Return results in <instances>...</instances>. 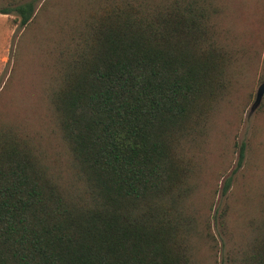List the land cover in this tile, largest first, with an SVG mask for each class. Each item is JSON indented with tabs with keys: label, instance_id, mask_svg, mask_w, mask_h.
Wrapping results in <instances>:
<instances>
[{
	"label": "trees",
	"instance_id": "16d2710c",
	"mask_svg": "<svg viewBox=\"0 0 264 264\" xmlns=\"http://www.w3.org/2000/svg\"><path fill=\"white\" fill-rule=\"evenodd\" d=\"M82 1L53 38L51 126L0 117V264H264V194L239 224L227 199L214 207L246 162L236 132L235 168L218 173L202 214L191 201L193 150L245 54L221 24L223 5ZM37 2L0 0V13L27 26L48 3Z\"/></svg>",
	"mask_w": 264,
	"mask_h": 264
},
{
	"label": "rangeland",
	"instance_id": "374dc122",
	"mask_svg": "<svg viewBox=\"0 0 264 264\" xmlns=\"http://www.w3.org/2000/svg\"><path fill=\"white\" fill-rule=\"evenodd\" d=\"M42 1L37 2V7ZM47 2L27 26H19V17L15 13H0V117L46 129L51 126V121L43 89L48 71L52 70L53 38L57 37L61 19L73 17L83 5L82 0ZM219 2L223 5L222 26L230 30L245 54L241 59V73L236 76L230 94L220 104L208 137L193 150L200 172L199 189L191 201L202 214L208 191L218 173L235 168L238 154L231 141L236 132L238 142L246 145V162L233 173L227 198L219 192L215 194L214 207L219 208L227 199L231 206L230 223L239 224L259 214L264 194V94L260 104L250 110L260 84L258 77L264 67V0ZM223 131L229 134V141L221 139ZM201 251L198 241L196 254L199 259ZM223 255L224 249L221 250Z\"/></svg>",
	"mask_w": 264,
	"mask_h": 264
},
{
	"label": "water",
	"instance_id": "95a60500",
	"mask_svg": "<svg viewBox=\"0 0 264 264\" xmlns=\"http://www.w3.org/2000/svg\"><path fill=\"white\" fill-rule=\"evenodd\" d=\"M263 94H264V81L260 82V84L257 87L254 101L250 107L251 111L260 104Z\"/></svg>",
	"mask_w": 264,
	"mask_h": 264
}]
</instances>
